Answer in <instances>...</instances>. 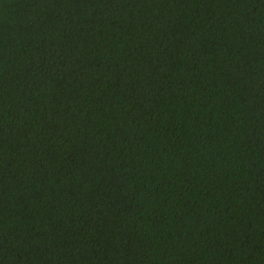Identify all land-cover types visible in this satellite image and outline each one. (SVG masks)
Wrapping results in <instances>:
<instances>
[{
	"label": "trees",
	"instance_id": "trees-1",
	"mask_svg": "<svg viewBox=\"0 0 264 264\" xmlns=\"http://www.w3.org/2000/svg\"><path fill=\"white\" fill-rule=\"evenodd\" d=\"M0 264H264V0H0Z\"/></svg>",
	"mask_w": 264,
	"mask_h": 264
}]
</instances>
